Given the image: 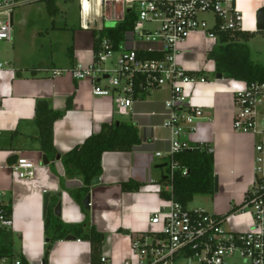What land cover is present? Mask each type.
I'll list each match as a JSON object with an SVG mask.
<instances>
[{"label": "crops", "instance_id": "1", "mask_svg": "<svg viewBox=\"0 0 264 264\" xmlns=\"http://www.w3.org/2000/svg\"><path fill=\"white\" fill-rule=\"evenodd\" d=\"M263 6L264 0H237V7L246 18L242 32H261L257 28V11ZM94 34L79 28L67 57L61 60L50 56L31 66L14 57L9 60L13 69L0 73V202L11 203L14 220L12 227L0 230V264H13L17 258L27 264H92V243L84 236L91 229L103 234L101 255L121 264L130 254V236L154 229L149 218L159 206V192L172 184L171 180L166 184L164 177L170 179L175 164V154L169 152L171 131L163 126L165 102L172 92L169 87L150 90L134 101L130 115L119 114L112 97L95 96L91 79L76 80L70 72L78 64L93 61ZM218 40L220 37L209 39L200 33L190 35L181 47L179 61L209 80L188 87L204 110L202 122L214 153L219 185L211 210L208 205L205 209L221 216L231 213V223L241 226L246 221L238 222L239 214L231 211L243 202V192L253 180L255 159L261 154L255 150L252 133L234 130L230 91L240 80L217 77L216 62L209 55L219 45ZM58 69L65 72H57ZM98 82L109 87L104 78ZM69 98H73L72 109L54 125V145L60 156L47 158L46 164L47 155L38 139L37 101L47 99L52 108L65 110ZM116 122L136 126L140 142L130 150L104 152L100 181L85 194L83 178L67 174L62 156L100 132L103 124ZM187 138L182 135V139ZM20 157L36 163L33 178L14 173L13 166ZM125 184H138L139 188L127 189ZM87 194L91 198L88 208L83 204ZM222 196L227 197V205H217ZM48 211L65 225L78 226L81 231L50 242L46 229ZM70 236L76 239H68Z\"/></svg>", "mask_w": 264, "mask_h": 264}, {"label": "built area", "instance_id": "2", "mask_svg": "<svg viewBox=\"0 0 264 264\" xmlns=\"http://www.w3.org/2000/svg\"><path fill=\"white\" fill-rule=\"evenodd\" d=\"M40 1L50 0H0V43L14 41V10ZM79 4L80 28L95 33L94 58L89 64L72 68L73 77L91 79L93 94L112 97L117 112L126 116L144 92L169 87L172 94L165 102L163 123L171 131L169 152L173 155L197 146H210L202 122L204 110L188 91V87L209 80L191 72L179 56L192 34L217 39L227 32L244 31V15L237 0H79ZM204 14L214 15L212 25ZM129 16L134 18L135 26L115 49L113 39L100 33L108 28L106 22L116 26ZM142 23L156 26L143 29ZM149 53L159 57L148 58ZM9 69H13L12 64L0 52V73ZM99 78H104L109 87L101 86ZM230 93L234 130L252 133L255 150L261 154L255 159L253 180L243 192V202L231 211L247 215L249 220L238 226L231 223V213L221 216L191 209L172 197L173 186L169 184L159 192V206L149 218L154 229L130 236V254L121 264H264V118H260L264 115V81H237ZM184 134L187 139H182ZM35 167V162L20 157L13 171L18 177L33 178ZM175 169L173 164L170 180ZM163 191L171 197H164ZM226 221L230 223L229 229L224 227ZM13 223L12 215L0 211V230L12 227ZM236 258L239 262L234 261ZM100 263L114 264L104 255ZM13 264L24 263L17 258Z\"/></svg>", "mask_w": 264, "mask_h": 264}, {"label": "trees", "instance_id": "3", "mask_svg": "<svg viewBox=\"0 0 264 264\" xmlns=\"http://www.w3.org/2000/svg\"><path fill=\"white\" fill-rule=\"evenodd\" d=\"M47 2L50 12L55 14L56 7L53 1ZM134 26V18L129 16L115 27L104 29L100 35L111 37L115 49H119L126 32L132 30ZM254 34L234 31L220 36L221 44L215 47L209 55L216 62L218 73H222L227 78L245 82L264 81V65L253 60L252 51L248 44ZM146 56L148 58L159 57V55L153 53L146 54ZM72 101L73 98L67 100L65 110L52 108L47 99L37 101L35 110L39 129L38 139L41 149L48 159H55L60 156L54 145V125L68 110L72 109ZM139 142L140 135L136 126L125 122L103 124L100 132L92 134L84 143L62 156V161L69 176L78 175L83 178L86 185L84 188L86 194L89 192L93 180L102 174L101 159L104 152L130 150ZM174 161L177 169L171 183L173 186L172 197L175 200L188 206L198 195H215L214 153L209 146H197L182 150L174 155ZM185 170H187L186 174L184 173ZM164 179L166 184L170 183L168 176ZM124 187L136 190L139 185L125 184ZM162 194L166 198L171 197V194L166 191H163ZM0 211L11 215V203L0 202ZM46 229L50 242L58 238H66L71 232L79 233L81 231L78 226L65 225L49 211L46 215ZM55 231H58V233L55 234ZM84 236L92 243V264H101L103 234L91 229L85 232ZM48 253L49 248L46 251V259ZM1 254L0 250V257Z\"/></svg>", "mask_w": 264, "mask_h": 264}, {"label": "rangeland", "instance_id": "4", "mask_svg": "<svg viewBox=\"0 0 264 264\" xmlns=\"http://www.w3.org/2000/svg\"><path fill=\"white\" fill-rule=\"evenodd\" d=\"M53 4L58 9L55 14L50 12L47 1L26 4L14 10V44L0 43V52L5 60H12L16 57L18 60H22L23 64L33 66L39 64L46 57L54 56L60 60L62 57H67L68 49L73 45L74 36L80 28L79 0H54ZM203 17L207 19L209 25L214 23L213 14H204ZM105 24L108 28L115 26L113 22ZM155 26L156 23L140 24L143 29ZM220 43L221 40H218V44ZM249 45L253 60L264 65V32L254 34ZM109 66L112 64L109 63ZM260 118H264V115ZM214 196L198 195L188 206L199 210H206L209 206L211 210ZM227 204L226 196H222L217 202V205L220 206ZM248 220L249 216L239 215L237 221ZM224 227L230 228L229 221L224 223ZM234 261L239 262L237 258ZM179 264L190 263L180 262Z\"/></svg>", "mask_w": 264, "mask_h": 264}, {"label": "water", "instance_id": "5", "mask_svg": "<svg viewBox=\"0 0 264 264\" xmlns=\"http://www.w3.org/2000/svg\"><path fill=\"white\" fill-rule=\"evenodd\" d=\"M257 28L259 31H264V6L259 8L258 11H257ZM217 77L219 79L223 78V74L222 73H218L217 74ZM104 78H107V76H104ZM44 162L46 164L49 163L47 157L45 156L44 157ZM100 181V178L97 177L93 180L92 184H97L99 183ZM215 189H216V192L219 190V185H218V179L216 178V181H215ZM49 193L45 195V209L47 210V206H48V203H49ZM90 195L87 194V196L84 198L83 200V204L85 207H89V203H90ZM61 208V203H58L57 205V210H59ZM68 239H76V236H70L68 237Z\"/></svg>", "mask_w": 264, "mask_h": 264}, {"label": "bare ground", "instance_id": "6", "mask_svg": "<svg viewBox=\"0 0 264 264\" xmlns=\"http://www.w3.org/2000/svg\"><path fill=\"white\" fill-rule=\"evenodd\" d=\"M87 5L89 6L90 4H89V3H87ZM244 20H245L244 22L246 23V18H245V16H244Z\"/></svg>", "mask_w": 264, "mask_h": 264}]
</instances>
